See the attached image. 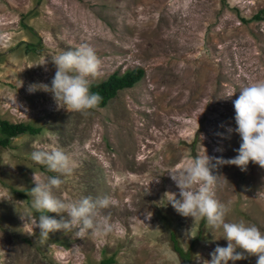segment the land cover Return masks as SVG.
Listing matches in <instances>:
<instances>
[{
    "label": "rangeland",
    "instance_id": "374dc122",
    "mask_svg": "<svg viewBox=\"0 0 264 264\" xmlns=\"http://www.w3.org/2000/svg\"><path fill=\"white\" fill-rule=\"evenodd\" d=\"M258 11L264 15V0H0V119L38 127L0 144V264H96L108 256V264H181L170 232L189 249L187 264L226 247L222 229L192 224L172 207L170 194L180 196L167 172L204 153L238 154L233 101L242 87L264 81V20L248 19ZM84 43L101 61L89 82L133 67L142 76L87 115L58 109L50 92L28 91L50 86L51 59ZM44 58L45 66H32ZM49 131L79 161L70 176L31 159L36 145L51 143ZM210 163L216 199L230 208L225 221L264 233V169ZM57 176L65 181L53 189L58 198L110 197L104 214L124 235L40 237L26 217L30 190L34 178ZM245 255L235 264H256L257 256Z\"/></svg>",
    "mask_w": 264,
    "mask_h": 264
},
{
    "label": "clouds",
    "instance_id": "9594fccd",
    "mask_svg": "<svg viewBox=\"0 0 264 264\" xmlns=\"http://www.w3.org/2000/svg\"><path fill=\"white\" fill-rule=\"evenodd\" d=\"M47 62L44 58L32 66H45ZM51 62L56 71L50 86L33 84L28 91L50 92L57 108H63L67 112L87 115L89 110L97 108L102 97L98 93H91L89 87V77H96L101 65L95 50L84 43L74 50L61 52ZM239 93L238 98L233 101L237 126L235 131L242 141L236 150L238 154L224 160L209 158L204 153L182 167L167 172L179 189L180 199H176L174 194H170L169 199L177 213L192 218V224L204 220L209 227L222 229V238L227 241L226 247H215L210 253L211 259L203 260L202 264H229V261L235 264L236 261L247 258L245 253L257 256L256 264H264V233L256 225L247 224L243 220L225 221L230 208L216 199L219 176L211 171L215 165L210 163V159H216L217 164L235 165L241 171L247 170L250 161L264 169V81L244 86ZM45 135L51 143L36 145V150L30 154L31 159L60 176L72 175L79 167L75 153L59 146L58 138L52 132H46ZM64 182L59 176L34 178L35 187L30 190L33 211L26 217L33 228L39 229L40 237L49 238L50 233L69 231L74 233L75 238L83 239L90 235L104 242L111 234L124 235V228L104 214L103 210L114 204L110 197L61 199L53 194V189L60 188ZM46 213H66L68 219L61 216L57 220ZM197 260L199 261V257Z\"/></svg>",
    "mask_w": 264,
    "mask_h": 264
},
{
    "label": "trees",
    "instance_id": "16d2710c",
    "mask_svg": "<svg viewBox=\"0 0 264 264\" xmlns=\"http://www.w3.org/2000/svg\"><path fill=\"white\" fill-rule=\"evenodd\" d=\"M260 11L252 14L248 19H262L264 20V15H259ZM245 20L244 18H241ZM143 74V70L140 67H133L126 69L121 73L116 71L110 72L105 78L98 81H90L89 87L91 93H98L102 100L98 106H103L107 99L112 97L118 89L125 87H130L134 82H136ZM38 127L33 126L29 122H9L6 119H0V144L4 145L8 143L10 137L23 132L35 133ZM17 193L22 194L23 190H15ZM169 240L171 242L172 249L176 252L180 259L181 264H187L190 259L189 249H183L175 238L173 232L169 233ZM112 262V257H103L96 264H108Z\"/></svg>",
    "mask_w": 264,
    "mask_h": 264
}]
</instances>
